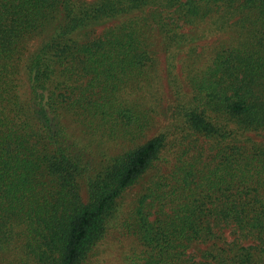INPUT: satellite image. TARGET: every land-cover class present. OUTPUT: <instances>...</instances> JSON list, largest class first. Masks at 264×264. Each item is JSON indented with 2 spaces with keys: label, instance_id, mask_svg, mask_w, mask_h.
Instances as JSON below:
<instances>
[{
  "label": "trees",
  "instance_id": "obj_1",
  "mask_svg": "<svg viewBox=\"0 0 264 264\" xmlns=\"http://www.w3.org/2000/svg\"><path fill=\"white\" fill-rule=\"evenodd\" d=\"M115 228L129 264H264V0H0V264Z\"/></svg>",
  "mask_w": 264,
  "mask_h": 264
},
{
  "label": "rangeland",
  "instance_id": "obj_2",
  "mask_svg": "<svg viewBox=\"0 0 264 264\" xmlns=\"http://www.w3.org/2000/svg\"><path fill=\"white\" fill-rule=\"evenodd\" d=\"M109 25V24H108ZM105 28V26H99L96 28L95 34L101 33V31ZM37 45V39L29 44V49L33 50V48ZM29 50V51H30ZM161 52V51H160ZM160 56V73H163L164 70V55L162 53ZM25 90V88H24ZM143 182L138 185L130 188L125 194L124 207L129 208L134 200L137 198L138 194L142 191ZM85 197H87L85 195ZM137 244L134 239L129 236H125L123 231L119 228H115L112 230L100 248H97L96 254L94 255L92 261L89 264H129L127 261V257L130 253L136 249Z\"/></svg>",
  "mask_w": 264,
  "mask_h": 264
}]
</instances>
